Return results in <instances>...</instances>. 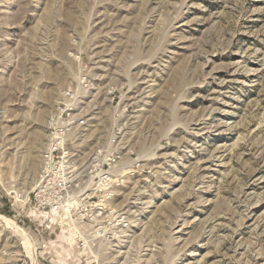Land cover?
Wrapping results in <instances>:
<instances>
[{"label":"rangeland","instance_id":"1","mask_svg":"<svg viewBox=\"0 0 264 264\" xmlns=\"http://www.w3.org/2000/svg\"><path fill=\"white\" fill-rule=\"evenodd\" d=\"M0 264H264V0H0Z\"/></svg>","mask_w":264,"mask_h":264},{"label":"bare ground","instance_id":"2","mask_svg":"<svg viewBox=\"0 0 264 264\" xmlns=\"http://www.w3.org/2000/svg\"><path fill=\"white\" fill-rule=\"evenodd\" d=\"M7 221H8L9 223H12V222H11L10 220H8V219H7ZM15 226H16V225H15ZM18 229H19V228H18ZM15 231H17L18 236L22 239V237H23V234L21 233L22 231H21V232H20L19 230H15ZM14 234H15V233H14ZM17 234H16V235H17ZM24 234H25V233H24ZM33 257H34V256H33Z\"/></svg>","mask_w":264,"mask_h":264},{"label":"built area","instance_id":"3","mask_svg":"<svg viewBox=\"0 0 264 264\" xmlns=\"http://www.w3.org/2000/svg\"><path fill=\"white\" fill-rule=\"evenodd\" d=\"M54 150H56V148H55ZM52 151H53V150H52ZM52 153H54V152H52Z\"/></svg>","mask_w":264,"mask_h":264}]
</instances>
